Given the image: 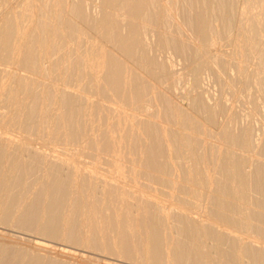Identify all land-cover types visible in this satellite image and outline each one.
I'll return each instance as SVG.
<instances>
[{
    "label": "bare ground",
    "instance_id": "6f19581e",
    "mask_svg": "<svg viewBox=\"0 0 264 264\" xmlns=\"http://www.w3.org/2000/svg\"><path fill=\"white\" fill-rule=\"evenodd\" d=\"M7 2L0 264H264V0Z\"/></svg>",
    "mask_w": 264,
    "mask_h": 264
},
{
    "label": "rangeland",
    "instance_id": "374dc122",
    "mask_svg": "<svg viewBox=\"0 0 264 264\" xmlns=\"http://www.w3.org/2000/svg\"><path fill=\"white\" fill-rule=\"evenodd\" d=\"M9 3V4H8ZM32 4V3H34V0H9V2H7V4L8 5H6V9H12L13 10V12H15V13H21V12H19V11H17V10H21L22 12H25V11H27L28 10V12H29V4ZM28 5V6H27ZM17 8V9H16ZM31 8V7H30ZM257 8V7H256ZM256 8H254L253 9V11L255 12V9ZM27 9V10H26ZM257 11L256 12H258V8L256 9ZM76 21V20H75ZM91 41L93 40V39H90ZM210 84V83H209ZM212 84V85H211ZM210 84V86H209V88H210V90H211V92H214V93H218L219 92V86L216 84V83H211ZM182 85V87H180V88H184L183 87V84H181ZM180 85V86H181ZM253 91H254V89H253V87L251 86V87H246V88H240V87H233V86H229V85H227L226 87H225V92H224V97H225V101L228 103V104H232V105H234V106H237L243 113H249V114H251L252 115V117H253V119L255 120V122H256V124L258 125V127H263V125H264V118H262V116H261V114H259V112L257 111V110H255L254 109V105L252 104V103H250V101H248V98L250 97V93H253ZM21 138H23V137H21ZM31 143L34 145V146H36L37 148H39V149H42V148H44L45 146L43 145V144H41V143H39V142H37V141H35L34 139H32L31 140ZM83 158V159H82ZM80 157V159L82 160V161H84V162H87V163H90V161H92L91 160V158H90V160H89V158L88 157ZM87 158V159H86ZM84 159H86V160H84ZM93 162V161H92ZM108 164V165H107ZM106 165H107V167H106ZM106 165H105V162H104V164H101V167H102V169H101V167H100V169L101 170H104L105 172L108 170V171H110V174H112L113 175V173H114V175H118L119 174V172H118V167H116V165H113V164H110V163H106ZM104 166H105V168H104ZM107 169V170H106ZM113 172V173H112ZM128 175V174H127ZM15 230V229H14ZM17 230V229H16ZM15 230V231H16ZM18 231V230H17ZM17 231L16 232H12V234H13V236H16V237H13V236H10V238L9 237H7V241H5V240H1V241H4V242H6V243H9V244H11L10 242H12V243H15L16 241L19 243V244H21V242L23 243V241H21V238L20 237H24L25 238V236L27 237V238H32V236H34L35 234H32V232H30L29 234H30V236L28 235V234H26V233H28V232H26V231H22L23 233L25 232V236H24V234L23 233H21L20 232V229H19V231H18V233H17ZM17 236H18V238H17ZM20 236V237H19ZM13 237V238H12ZM8 239H10V240H8ZM15 240V241H14ZM10 241V242H9ZM60 242V241H59ZM18 243H16V244H18ZM25 244L26 243H24V245L22 244V245H20V246H25ZM19 246V245H18ZM225 246V247H224ZM223 247L224 248H226V249H229V247H227L226 245H223ZM102 254V253H101ZM105 255V254H104Z\"/></svg>",
    "mask_w": 264,
    "mask_h": 264
}]
</instances>
